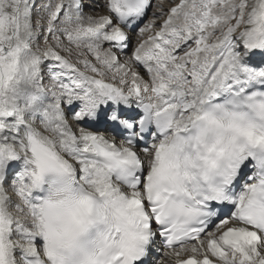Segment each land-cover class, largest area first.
<instances>
[{"label": "snow or ice", "instance_id": "1", "mask_svg": "<svg viewBox=\"0 0 264 264\" xmlns=\"http://www.w3.org/2000/svg\"><path fill=\"white\" fill-rule=\"evenodd\" d=\"M85 9L0 0V264H264V0Z\"/></svg>", "mask_w": 264, "mask_h": 264}, {"label": "bare ground", "instance_id": "2", "mask_svg": "<svg viewBox=\"0 0 264 264\" xmlns=\"http://www.w3.org/2000/svg\"><path fill=\"white\" fill-rule=\"evenodd\" d=\"M100 2H102V0ZM85 4H87V1H85ZM85 10L86 11L88 10L87 6H86ZM121 58L123 59V56ZM137 70L141 71V73L143 74L142 68H138ZM157 254H158V256L155 259L157 260L158 264H159V262H163V264H170V261L168 260V258L165 256V254L163 252L158 251Z\"/></svg>", "mask_w": 264, "mask_h": 264}, {"label": "rangeland", "instance_id": "3", "mask_svg": "<svg viewBox=\"0 0 264 264\" xmlns=\"http://www.w3.org/2000/svg\"><path fill=\"white\" fill-rule=\"evenodd\" d=\"M45 1H46V0H38V2H39L40 4L45 3ZM157 3H158V2H157ZM153 10H154V9H153ZM153 10H152V12H153ZM152 12H151V15H150L149 18H151V16H152ZM42 43H43V42H42ZM62 54H64V53H62ZM71 59H72L73 62H75V57H74V56L71 57Z\"/></svg>", "mask_w": 264, "mask_h": 264}]
</instances>
